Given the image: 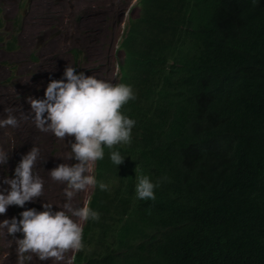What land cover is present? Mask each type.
I'll return each instance as SVG.
<instances>
[{
	"label": "trees",
	"instance_id": "16d2710c",
	"mask_svg": "<svg viewBox=\"0 0 264 264\" xmlns=\"http://www.w3.org/2000/svg\"><path fill=\"white\" fill-rule=\"evenodd\" d=\"M126 65L136 123L105 149L86 264H264V0H150Z\"/></svg>",
	"mask_w": 264,
	"mask_h": 264
},
{
	"label": "rangeland",
	"instance_id": "374dc122",
	"mask_svg": "<svg viewBox=\"0 0 264 264\" xmlns=\"http://www.w3.org/2000/svg\"><path fill=\"white\" fill-rule=\"evenodd\" d=\"M149 1L0 0V90L14 101L28 103L29 96L44 99L48 83L64 78L68 65L73 66L77 73L83 72L113 85H127L126 64L131 26L138 19L141 6ZM0 120H3L2 115ZM52 139L48 138L45 156L39 153L41 157H38L33 168L34 174L43 180L42 196L26 202L23 207L9 205L6 213L0 214V229H3L0 232V264H19L16 239L23 238L22 232L8 234L2 221H10L13 217L19 220L22 218L20 214L27 209L44 211L45 203L52 204L50 210L53 213L64 210L81 224L84 247L66 252L61 260L41 261L35 254H30L32 260L25 261V264H86L96 220L80 221L64 205L71 204L78 209L83 207L85 201H90L89 207L97 212L103 159L95 161L93 165L91 174L96 184L75 192L69 200L64 192L67 185H57L50 177V167L43 162L45 160L52 164L54 159H63L61 162L69 166L79 163L74 154L69 159L72 155L71 143L75 141L71 136H66L67 140L60 143L57 138ZM10 140L8 144L5 141L6 147L8 145L7 162L3 167L0 165V192L4 194L10 190L4 179L14 178L16 166L31 150L28 136L21 135ZM105 149L106 146L104 156ZM3 236L7 238L6 244L2 243L5 240Z\"/></svg>",
	"mask_w": 264,
	"mask_h": 264
},
{
	"label": "clouds",
	"instance_id": "9594fccd",
	"mask_svg": "<svg viewBox=\"0 0 264 264\" xmlns=\"http://www.w3.org/2000/svg\"><path fill=\"white\" fill-rule=\"evenodd\" d=\"M44 96V99L28 97L36 127L43 132H51L61 140H65L66 136L75 138V142L71 143L72 155L69 159L74 154L79 163L72 166L62 163L49 171L53 180L67 185L64 192L71 200L75 192L96 184L91 173L94 162L104 158L105 146L113 149L118 144L131 143L136 122L124 115L121 109L136 97L129 85H113L83 72L77 73L70 65L65 69L64 78L48 83ZM17 124V119L10 113L6 119L0 120V127H16ZM38 157L39 149L33 147L16 166L14 178L4 179L10 190L7 194L0 192V214L6 213L9 205L23 207L26 202L42 196L43 180L33 172ZM7 159L8 153L0 150V165L6 163ZM110 159L119 165L124 157L119 151H111ZM136 179V197L154 201V189L158 182L154 184L149 176L143 174H136ZM99 187L102 191L108 190V185L102 182ZM89 204L90 201H85L83 207L78 209L65 204L64 208L80 221L99 220V213L93 211ZM51 205L45 203L44 211L24 210L19 220L13 217L10 221H2L8 234L23 233L22 239H16L19 264L30 262V254H35L41 261L61 260L66 252L84 247L81 224L64 210L53 213Z\"/></svg>",
	"mask_w": 264,
	"mask_h": 264
},
{
	"label": "bare ground",
	"instance_id": "6f19581e",
	"mask_svg": "<svg viewBox=\"0 0 264 264\" xmlns=\"http://www.w3.org/2000/svg\"><path fill=\"white\" fill-rule=\"evenodd\" d=\"M10 98H11L10 95H7L6 93L0 90V115L3 116V120H4L8 117L10 113L18 121V124L16 127H11V126L0 127V150H3L6 153L8 145L6 147L5 141L8 144V141H11L10 138H14L15 140L19 138L21 135H25V136H28L30 139L31 149L33 147H36L39 149L40 155L45 156L44 152H46V148H48L47 147L48 138L54 139L55 137L54 134H52L51 132H43L36 127V123L34 119L35 114L31 111V105L29 103H25L20 100L14 101L13 99H10ZM44 116L45 117L47 116L46 112L44 113ZM9 133H11V136H9ZM71 139L75 141L74 136H71ZM65 140H67L66 137H65ZM65 140L58 139L59 141L58 143H60L61 141L64 142ZM40 155L39 157H41ZM50 158L52 159V157ZM54 160L55 161L52 164L49 161H45V160L43 163L47 164L46 167L49 166L50 170H52L53 168L63 163V161L61 162V160L63 159H54ZM55 183L60 186L62 184V182H57V181H55ZM1 230L3 231V229H0V232ZM2 239H5L2 243L6 244L7 238L3 236ZM0 243H1V239H0Z\"/></svg>",
	"mask_w": 264,
	"mask_h": 264
}]
</instances>
